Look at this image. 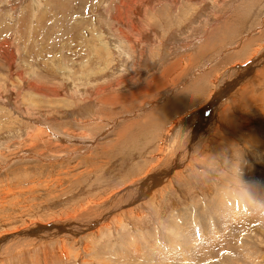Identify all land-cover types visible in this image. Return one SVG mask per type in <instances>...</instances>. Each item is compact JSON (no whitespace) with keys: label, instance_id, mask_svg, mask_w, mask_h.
Segmentation results:
<instances>
[{"label":"rangeland","instance_id":"rangeland-1","mask_svg":"<svg viewBox=\"0 0 264 264\" xmlns=\"http://www.w3.org/2000/svg\"><path fill=\"white\" fill-rule=\"evenodd\" d=\"M263 24L264 0H0V264H158L141 234L172 213L206 248L159 263L264 264Z\"/></svg>","mask_w":264,"mask_h":264},{"label":"bare ground","instance_id":"bare-ground-1","mask_svg":"<svg viewBox=\"0 0 264 264\" xmlns=\"http://www.w3.org/2000/svg\"><path fill=\"white\" fill-rule=\"evenodd\" d=\"M264 25V24H263ZM264 42V41H263ZM242 44H244V43H242ZM246 44V43H245ZM249 44H251L250 42H248V44H246V46H245V49L247 48V47H249ZM258 46V45H257ZM264 46V45H263ZM259 47V46H258ZM257 47V48H258ZM255 52H257V49L255 48L254 49V51L252 52V53H250V55L251 54H253V53H255ZM248 55V54H247ZM253 56V55H252ZM246 60H247V58H245ZM188 66V65H187ZM236 83V82H235ZM232 87V86H231ZM244 87H246V86H244ZM197 89H199V88H197ZM194 90V89H193ZM233 90V89H232ZM190 91V90H189ZM200 91V90H199ZM234 91V90H233ZM232 91V92H233ZM231 92V91H230ZM197 95L195 94L194 95V97H193V99L195 100V99H197V97L199 98L200 96L198 95L197 97H196ZM177 102V101H176ZM175 102V103H176ZM178 105V104H177ZM203 115V114H202ZM204 124V123H203ZM187 152V151H186ZM189 152V151H188ZM180 159V158H179ZM171 167V166H170ZM155 179H157L158 178V176H155L154 177ZM163 178V177H162ZM154 179V180H155ZM163 180V179H162ZM155 182V181H154ZM153 184H152V182H151V186H152ZM220 190V192L223 190V189H219ZM256 192V191H255ZM224 193V192H223ZM257 194V193H256ZM256 194L254 195V197L256 196ZM223 196L225 195V194H222ZM223 196H221L222 197V199H223ZM219 197V196H218ZM216 198L214 201H210V204H211V209H212V211H213V213H215V212H217L218 211V208L221 206V205H219V201L221 200V197H219L220 198V200H218L219 198ZM232 197V196H231ZM251 197H253V196H251ZM253 197V198H254ZM226 198H227V196H226ZM226 198L225 199H223V200H226ZM230 198V197H229ZM239 198L241 199V197L239 196ZM247 199V198H246ZM234 200V199H233ZM232 200V201H233ZM251 200V199H250ZM227 201V200H226ZM241 200H239V202H240ZM229 202V201H228ZM243 202H244V200H243ZM223 203H225V202H223ZM231 203H233V202H231ZM242 204V203H241ZM243 204H245V203H243ZM242 204V205H243ZM246 204H248V203H246ZM224 205L222 204V207H223ZM231 206V205H230ZM241 206V205H240ZM245 206V205H244ZM243 206V207H244ZM247 206V205H246ZM249 206V205H248ZM227 208V207H226ZM188 209V208H187ZM229 209V208H228ZM230 209H231V207H230ZM235 209V208H234ZM233 209V210H234ZM189 210V209H188ZM232 210V211H233ZM195 211L197 212V214L195 213ZM203 211V212H202ZM225 211V210H224ZM230 211V210H229ZM228 211V212H229ZM232 211H231V213H232ZM206 212H208L207 211V209L206 208H204V209H201V208H199L198 210H196V209H192V208H190V212H188L187 211V213H189L190 215L188 216V218L187 219H191V218H193V217H199V218H201V219H203V217L206 215ZM227 212V211H226ZM226 212H224V213H226ZM240 212V211H239ZM230 213V212H229ZM230 213V214H231ZM242 213V212H241ZM193 214V215H192ZM209 214H211V213H209ZM229 214V215H230ZM234 214V213H233ZM141 215V214H140ZM178 215L179 214H175V215H173V213L172 214H170V218H168L167 217V221H166V228L168 229V230H172V233H171V235L172 236H174V237H176L177 238V236L179 235V237L177 238V241H169V239L171 238V235H169V234H154L153 232H148V233H150V234H152V235H150V236H147V234L148 233H145V234H141V237L144 239V241H143V244H144V246H145V248H146V250H148L149 249V245H151L152 243L150 242V239L149 238H151V240H154L153 242H155L156 240L157 241H159V242H161V240H160V237L162 236V238L161 239H164V247L162 248V251L161 250H157V251H153L151 248L149 249V251H147V253L146 254H144L145 252H143L142 254H141V256L139 257V258H141V259H144V262H147V260H145V258H146V256H147V258L150 260V261H154V260H156L157 258H158V260L159 261H163L164 260V257H167L169 254H172L173 256H175V258H177V257H179V258H182V260H196V258L197 257H199L197 254H196V251H197V249L198 248H202V249H205L206 248V246L205 245H203V242H202V239H201V241L198 243L197 241V239H195V238H197V237H194L193 238V235H191V234H189L188 235V237H191L196 243H192V244H190L187 240H186V238H185V242L183 243V240L181 239V233L182 232H186L187 233V228H188V226L186 225V224H184V222H185V220H186V218H180V219H178ZM184 215H187L186 214V211L184 212ZM184 215H182V216H184ZM195 215V216H194ZM226 215V214H225ZM224 215V216H225ZM179 216H181V215H179ZM217 216H218V214H217ZM226 216H228V215H226ZM231 216V215H230ZM242 216V215H241ZM217 218H221V216L219 217H217ZM245 218V217H244ZM182 219V221L183 222H180V220ZM195 219V218H194ZM247 219V218H246ZM193 220V219H192ZM196 220V219H195ZM200 220V219H199ZM92 221V220H91ZM190 222H192V221H190ZM198 222V221H197ZM224 223H225V220L223 221ZM92 223V222H91ZM227 223V222H226ZM88 224H90V223H88ZM163 224V223H162ZM195 224H197V223H195ZM91 225V224H90ZM94 225V224H93ZM168 225V226H167ZM191 225V224H190ZM215 225V224H214ZM187 226V227H186ZM202 227V229H201V231L200 232H202L201 234H203V235H208V234H206L207 232H209V230H207V228H208V226H206L205 224H203V226H201ZM217 228V227H216ZM222 228V227H221ZM226 228V227H225ZM209 229V228H208ZM213 229V228H212ZM223 229H224V227H223ZM195 230V229H194ZM232 230V229H231ZM196 231V230H195ZM215 233H217V231L215 232ZM181 234V235H180ZM219 234H222V230H220V232H219ZM145 235V236H144ZM198 235V234H197ZM209 235H212V234H209ZM214 236H216L215 234H214ZM220 237H222L221 235H219ZM219 236H217V237H219ZM137 237V236H136ZM183 237V236H182ZM185 237H187V236H185ZM211 237V236H210ZM219 237V238H220ZM175 238V239H176ZM190 238V239H191ZM206 238V237H205ZM209 238V237H208ZM212 239H214V237H211ZM198 239H199V236H198ZM212 239H210V240H212ZM204 240V239H203ZM163 241V240H162ZM158 242V243H159ZM204 242H206V240H204ZM172 243H175L176 245H174V244H172ZM216 243V242H215ZM54 245V244H53ZM172 246L174 247V248H172ZM111 247V246H110ZM115 248H116V246H114ZM159 247H161V246H159ZM113 248V247H112ZM142 248V247H141ZM117 249V248H116ZM157 249V248H156ZM178 249V250H177ZM144 250V249H143ZM201 250V249H200ZM238 250V249H237ZM172 251H173V253H172ZM202 251V250H201ZM204 251V250H203ZM232 252V254L231 255H229V257H231V256H233V255H235L237 252H235L234 251V249H232L231 250ZM167 254V256L165 255V253ZM248 252V251H247ZM156 253V254H155ZM159 253V257H157V254ZM210 253V252H209ZM250 253V252H249ZM152 255H156V257L157 258H152ZM196 255H197V257H196ZM161 256H162V258H161ZM206 256V259H208L209 258V256H208V254L207 255H205ZM210 257H211V255H210ZM235 257H237L236 259H239L238 258V256H235ZM213 258V257H212ZM133 260V259H132ZM242 260V259H241ZM126 261V260H125ZM131 261V260H130ZM157 261V260H156ZM159 261H158V264H161V263H159ZM122 262V261H121ZM120 262V263H121ZM129 262V261H128ZM195 262V261H194ZM234 262V261H233ZM233 262H232V264H233ZM118 263V262H117ZM124 263V262H123ZM122 263V264H123ZM174 263V262H173ZM185 263V262H184ZM187 263V262H186ZM137 264H144V263H137ZM154 264H157V262L156 263H154ZM163 264H165L164 262H163ZM194 264V263H193ZM223 264V263H222ZM235 264V263H234Z\"/></svg>","mask_w":264,"mask_h":264},{"label":"crops","instance_id":"crops-1","mask_svg":"<svg viewBox=\"0 0 264 264\" xmlns=\"http://www.w3.org/2000/svg\"><path fill=\"white\" fill-rule=\"evenodd\" d=\"M8 27H10V26H8ZM8 32H11V30H8V29H7V33H8ZM9 34L11 35V33H9ZM10 35H9V36H10ZM6 36H8V35H4L2 38L6 37ZM11 38H12V37H11ZM166 104H168V105L170 106L169 102H166ZM167 108H168V107H167ZM165 110H167V109H165ZM169 110H170V109H169Z\"/></svg>","mask_w":264,"mask_h":264}]
</instances>
